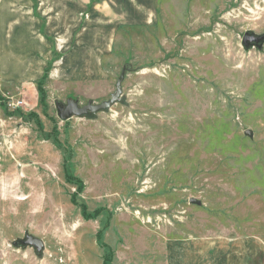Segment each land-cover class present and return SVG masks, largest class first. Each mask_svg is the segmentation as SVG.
I'll list each match as a JSON object with an SVG mask.
<instances>
[{
    "label": "rangeland",
    "instance_id": "obj_1",
    "mask_svg": "<svg viewBox=\"0 0 264 264\" xmlns=\"http://www.w3.org/2000/svg\"><path fill=\"white\" fill-rule=\"evenodd\" d=\"M153 21L116 30L101 79L0 93V264H264V44H241L264 0H156ZM122 69L125 103L58 118Z\"/></svg>",
    "mask_w": 264,
    "mask_h": 264
},
{
    "label": "crops",
    "instance_id": "obj_2",
    "mask_svg": "<svg viewBox=\"0 0 264 264\" xmlns=\"http://www.w3.org/2000/svg\"><path fill=\"white\" fill-rule=\"evenodd\" d=\"M155 13L156 0H0V93H37L45 74L46 90L105 77L116 30Z\"/></svg>",
    "mask_w": 264,
    "mask_h": 264
},
{
    "label": "water",
    "instance_id": "obj_3",
    "mask_svg": "<svg viewBox=\"0 0 264 264\" xmlns=\"http://www.w3.org/2000/svg\"><path fill=\"white\" fill-rule=\"evenodd\" d=\"M241 44L243 48L249 49V47H257L258 49L264 44V32L262 34H256L252 31H246L242 37ZM125 69H122L120 76L116 80L115 90L111 93L108 100H104L100 103H93L92 100L87 101L84 105H79L74 99H67L64 103L61 101L55 102V109L58 118L62 121L69 120L70 118H94L99 112L108 111L113 105L117 103H125L122 96V81L124 79ZM249 134V131H246ZM14 245L26 248L31 247L37 256L42 255L45 244L44 241L32 234L24 233L22 238H17L14 241Z\"/></svg>",
    "mask_w": 264,
    "mask_h": 264
},
{
    "label": "trees",
    "instance_id": "obj_4",
    "mask_svg": "<svg viewBox=\"0 0 264 264\" xmlns=\"http://www.w3.org/2000/svg\"><path fill=\"white\" fill-rule=\"evenodd\" d=\"M47 70H48V66H47ZM46 70V71H47ZM46 77H47V75L45 74L44 76H43V78L42 79H40L38 82H37V92L40 94V96L42 97L43 95H44V91L45 90H43L44 88H43V85H44V82H45V79H46ZM11 113H13V112H11ZM68 170V169H67ZM66 170V171H67ZM67 175L69 174L68 173V171H67V173H66Z\"/></svg>",
    "mask_w": 264,
    "mask_h": 264
},
{
    "label": "built area",
    "instance_id": "obj_5",
    "mask_svg": "<svg viewBox=\"0 0 264 264\" xmlns=\"http://www.w3.org/2000/svg\"><path fill=\"white\" fill-rule=\"evenodd\" d=\"M11 98H8L6 103V107H8L9 109H16L18 107H20L21 105H23V101L22 100H9Z\"/></svg>",
    "mask_w": 264,
    "mask_h": 264
}]
</instances>
